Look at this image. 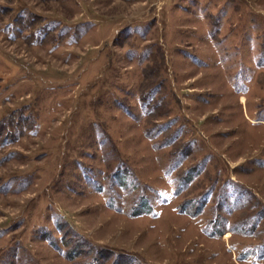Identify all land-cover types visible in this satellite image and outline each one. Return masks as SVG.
Instances as JSON below:
<instances>
[{"label": "rangeland", "instance_id": "obj_1", "mask_svg": "<svg viewBox=\"0 0 264 264\" xmlns=\"http://www.w3.org/2000/svg\"><path fill=\"white\" fill-rule=\"evenodd\" d=\"M21 108L0 264H85L86 243L103 264H264V0H0V119Z\"/></svg>", "mask_w": 264, "mask_h": 264}, {"label": "trees", "instance_id": "obj_2", "mask_svg": "<svg viewBox=\"0 0 264 264\" xmlns=\"http://www.w3.org/2000/svg\"><path fill=\"white\" fill-rule=\"evenodd\" d=\"M16 24H19V22ZM15 26L20 28L19 25H15ZM152 76L153 73L149 74L148 72V75L144 78L145 83H147L148 84L147 86L149 87L146 91L142 92L140 101H142L143 104H146L147 107H149V110L152 112V114H154L160 109L161 106L159 105L158 99L157 101H154L153 99L154 96L152 94L158 91L157 88L159 87L160 83L159 81L157 82L158 84L155 81H152L153 80ZM34 120H35V116L33 112L25 108L12 110L9 111L7 114H5L2 117V119H0V148L15 143L27 131H31L35 124ZM69 236H70L69 232L67 230H64L63 242L67 248L65 257L68 260L72 261L75 260V258L81 253V251H83L85 245L84 246L81 245V242L79 241V237L76 238L77 237L76 235L68 238ZM86 245L88 247L86 252L92 251L93 259L85 264H103L102 259L107 258L108 255H110V253L112 254V252L110 251L109 252L99 251L98 248L89 245L87 243Z\"/></svg>", "mask_w": 264, "mask_h": 264}]
</instances>
